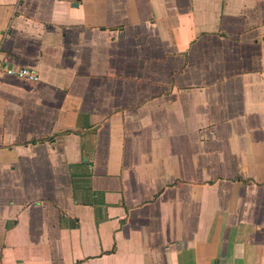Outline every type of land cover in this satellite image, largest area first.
Instances as JSON below:
<instances>
[{
    "label": "crops",
    "instance_id": "crops-1",
    "mask_svg": "<svg viewBox=\"0 0 264 264\" xmlns=\"http://www.w3.org/2000/svg\"><path fill=\"white\" fill-rule=\"evenodd\" d=\"M0 264H264V0H0Z\"/></svg>",
    "mask_w": 264,
    "mask_h": 264
},
{
    "label": "built area",
    "instance_id": "built-area-1",
    "mask_svg": "<svg viewBox=\"0 0 264 264\" xmlns=\"http://www.w3.org/2000/svg\"><path fill=\"white\" fill-rule=\"evenodd\" d=\"M66 1L75 2L76 0H66ZM0 73L10 75V76H15V77L26 79V80H31V81L37 79L36 74L30 70H27V69L14 70L1 63H0Z\"/></svg>",
    "mask_w": 264,
    "mask_h": 264
}]
</instances>
